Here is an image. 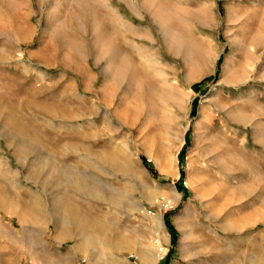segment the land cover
I'll return each instance as SVG.
<instances>
[{
  "label": "rangeland",
  "instance_id": "374dc122",
  "mask_svg": "<svg viewBox=\"0 0 264 264\" xmlns=\"http://www.w3.org/2000/svg\"><path fill=\"white\" fill-rule=\"evenodd\" d=\"M158 244L264 264V0H0V264Z\"/></svg>",
  "mask_w": 264,
  "mask_h": 264
},
{
  "label": "trees",
  "instance_id": "16d2710c",
  "mask_svg": "<svg viewBox=\"0 0 264 264\" xmlns=\"http://www.w3.org/2000/svg\"><path fill=\"white\" fill-rule=\"evenodd\" d=\"M195 87L198 88L199 87V84H196ZM195 108H196V106H194V110H193L194 112H195ZM185 150L186 149L184 148L183 151L181 152V158H182V160H184ZM144 160H145L146 164L149 165L152 168V165L148 162V160H147L146 157H144ZM184 176H185V173H184V171H182V176H181V179H180V181L178 183V186H179V189L180 190H182V191H188L187 188L184 186V183H183ZM166 220H167V224H168L169 229L171 231H174V227H173V225H172L169 217H167ZM166 258L167 259L164 262H161L160 264H169L170 263V257L168 256Z\"/></svg>",
  "mask_w": 264,
  "mask_h": 264
},
{
  "label": "bare ground",
  "instance_id": "6f19581e",
  "mask_svg": "<svg viewBox=\"0 0 264 264\" xmlns=\"http://www.w3.org/2000/svg\"><path fill=\"white\" fill-rule=\"evenodd\" d=\"M163 204V203H162ZM68 209V208H67ZM155 216V215H154ZM163 216L162 215H158L157 216V221H158V224L160 225V227L161 228H164V220H163V218H162ZM156 221V220H155ZM158 225V226H159ZM160 241V239H158V242ZM161 242V241H160ZM161 244V243H160ZM159 245V244H158ZM159 250H161V246L159 245ZM162 252H159V253H157L156 255H155V260L154 261H151L149 264H157V262L160 260V258H161V256H162ZM258 260V259H257ZM259 261H261V260H259ZM258 261V262H259ZM264 261V260H263ZM256 262V261H255ZM257 263V262H256Z\"/></svg>",
  "mask_w": 264,
  "mask_h": 264
},
{
  "label": "built area",
  "instance_id": "2783aa9c",
  "mask_svg": "<svg viewBox=\"0 0 264 264\" xmlns=\"http://www.w3.org/2000/svg\"><path fill=\"white\" fill-rule=\"evenodd\" d=\"M168 251H169L168 248L161 246L160 252H162L163 254H162L160 260L166 259L167 255H168Z\"/></svg>",
  "mask_w": 264,
  "mask_h": 264
}]
</instances>
